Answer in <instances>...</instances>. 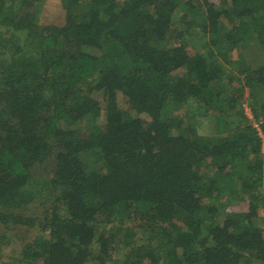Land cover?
Returning <instances> with one entry per match:
<instances>
[{
    "label": "trees",
    "instance_id": "obj_1",
    "mask_svg": "<svg viewBox=\"0 0 264 264\" xmlns=\"http://www.w3.org/2000/svg\"><path fill=\"white\" fill-rule=\"evenodd\" d=\"M47 1L0 0V252L264 264V0Z\"/></svg>",
    "mask_w": 264,
    "mask_h": 264
},
{
    "label": "rangeland",
    "instance_id": "obj_2",
    "mask_svg": "<svg viewBox=\"0 0 264 264\" xmlns=\"http://www.w3.org/2000/svg\"><path fill=\"white\" fill-rule=\"evenodd\" d=\"M58 11H59V2L57 0H48L41 14L42 15L41 22L44 21V22L52 23L54 21L55 23H59L60 20L58 19V16H59ZM260 60H261V53L258 52V50L256 49V46H253L251 51L245 57V62L247 65L252 67V66H256ZM236 85H237V82H236ZM244 107L246 109L247 114L250 116L247 104H244ZM205 121L206 120H204V122ZM202 131H206V134H209L210 129H208V126H207V127H204ZM263 152H264V143H263ZM18 253H19V249H17L15 253V251L12 250L11 245L5 246L0 252V264H21Z\"/></svg>",
    "mask_w": 264,
    "mask_h": 264
}]
</instances>
